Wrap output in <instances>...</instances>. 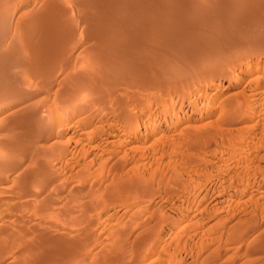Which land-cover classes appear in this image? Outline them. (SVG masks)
<instances>
[{"label":"rangeland","instance_id":"rangeland-1","mask_svg":"<svg viewBox=\"0 0 264 264\" xmlns=\"http://www.w3.org/2000/svg\"><path fill=\"white\" fill-rule=\"evenodd\" d=\"M99 1L0 0V264H264V0Z\"/></svg>","mask_w":264,"mask_h":264},{"label":"bare ground","instance_id":"bare-ground-1","mask_svg":"<svg viewBox=\"0 0 264 264\" xmlns=\"http://www.w3.org/2000/svg\"><path fill=\"white\" fill-rule=\"evenodd\" d=\"M76 1H77V0H76ZM86 1H87V0H86ZM86 1H83V0L81 1V0H80L81 5H82V6H84V5L86 6V5H88V3H87ZM100 1H101V0H100ZM100 1H99V2H100ZM102 1H103V0H102ZM115 1H116V0H115ZM125 1H126V0H125ZM127 1H128V0H127ZM156 1H157V0H156ZM158 1H159V0H158ZM57 2H58V1H57ZM78 2H79V0H78ZM80 2H79V4H80ZM85 2H86V4H83V3H85ZM99 2H98V3H99ZM103 2H104V1H103ZM151 2H154V0L151 1ZM184 2H185V1H184ZM224 2H225V1H224ZM226 2H228V0H227ZM226 2H225V3H226ZM109 3H111V2L109 1ZM128 3H129V2H128ZM199 3H200V2H199ZM199 3H198V4H199ZM218 3H219V2H218ZM230 3H231V1H230ZM100 4H102V2L99 3V5H100ZM188 4H189V3H188ZM198 4H197V5H198ZM219 4H220V3H219ZM104 5H105V3H104ZM186 5H187V4H186ZM193 5H194V4H193ZM208 5H209V4H208ZM222 5H223V4H222ZM225 5H226V4H225ZM225 5H224V6H225ZM85 6H84V7H85ZM89 6H92V5L89 4ZM89 6H88V7H89ZM93 6H94V5H93ZM100 6H101V5H100ZM108 6H110V5H108ZM108 6H107V7H108ZM151 6H152V4H151ZM182 6H183V5H182ZM184 6H185V5H184ZM242 6H243V5H242ZM86 7H87V6H86ZM88 7H87V8H88ZM110 7H111V6H110ZM112 7H113V6H112ZM87 8H86V9H87ZM103 8H104V7H103ZM105 8H106V7H105ZM105 8H104V9H105ZM117 8H118V7H117ZM124 8H125V7H124ZM183 8H185V7H183ZM192 8H193V7H192ZM199 8H200V7H199ZM205 8H206V7H205ZM216 8H217V7H216ZM232 8H233V7H232ZM84 9H85V8H84ZM90 9H91V8H90ZM90 9H89V10H90ZM96 9H98V8H96ZM99 9H100V8H99ZM112 9H113V8H112ZM160 9H162V11H165V10H163V9H166L165 5H163V3H161V2H155L154 5L152 6L151 11L147 10V11H145L144 13H142V15L144 14L145 17H146V16H149V15L154 16V15H153V14H154L153 11L156 12V11H158V10H160ZM168 9H169V8H168ZM187 9H188V8H187ZM193 9H194V8H193ZM210 9H211V8H210ZM218 9H219V8H218ZM221 9H222V8H221ZM223 9H224V8H223ZM82 10H83V8H82ZM102 10H103V9H102ZM106 10H107V8H106ZM106 10H105V11H106ZM109 10H110V9H109ZM113 10H114V9H113ZM113 10H112V11H113ZM173 10H174V9H173ZM189 10H190V9H189ZM191 10H192V9H191ZM204 10H205V9H204ZM94 11H95V10H94ZM107 11H108V10H107ZM107 11H106V12H107ZM110 11H111V10H110ZM110 11H109V12H110ZM112 11H111V13H114L116 10H115L114 12H112ZM202 11H203V10H202ZM215 11H216V10H215ZM228 11H229V10H228ZM101 12H103V11H101ZM118 12H119V11H118ZM190 12H191V11H190ZM223 12H224V11H223ZM226 12H227V10H226ZM88 13H89V12H88ZM103 13H104V12H103ZM111 13H110V14H111ZM119 13H121V12H119ZM124 13L127 14L125 11H124ZM124 13H121V15H122V14L124 15ZM107 14H108V13H106V15H107ZM115 14H116V16L120 17L119 14L117 15V12H116ZM115 14H114V15H115ZM132 14H133V13H132ZM156 14H157V13H156ZM114 15H113V16H114ZM123 15H122V17H123ZM202 15H203V14H202ZM211 15H212V14H211ZM221 15H222V14H221ZM225 15H226V14H225ZM104 16H105V14H104ZM107 16H109V15H107ZM116 16H115V17H116ZM125 16H126V15H125ZM208 16H209V15H208ZM227 16H228V15H227ZM240 16H241V15H240ZM101 17H102V16H101ZM101 17H100V18H101ZM105 17H106V16H105ZM109 17H110V16H109ZM111 17H112V16H111ZM115 17H114V18H115ZM118 17H117V18H118ZM135 17H136V16H135ZM139 17H140V16H139ZM167 17H168V16H167ZM98 18H99V17H98ZM107 18H108V17H107ZM112 18H113V17H112ZM124 18H125V17H124ZM96 19H97V18H96ZM110 19H111V18H110ZM110 19H108V20H110ZM184 19H185V18H184ZM250 19H251V18H250ZM101 20H102V19H101ZM104 20H106V18L103 19L102 22H104ZM111 20H113V19H111ZM180 20H181V19H180ZM67 21H68V20H67ZM94 21H95V19H94ZM113 21H115V20H113ZM134 21H135V20H134ZM185 21H186V20H185ZM70 22H71V21H70ZM97 22H99V19H97ZM100 22H101V21H100ZM106 22H107V21H106ZM106 22H105L104 24H106ZM110 22H112V21H110ZM131 23H132V22H131ZM158 23H160V22H158ZM67 24H68V23H67ZM93 24L95 25V23H93ZM102 24H103V23H102ZM104 24H103V25H104ZM156 24H157V23H156ZM195 24H196V23H195ZM94 25H93V26H94ZM106 25H107V24H106ZM111 25H112V24H111ZM123 25H124V24H123ZM229 25H230V24H229ZM242 25H243V24H242ZM107 26H109V25H107ZM147 27H148V26H147ZM237 27H238V26H237ZM112 28H114V27L111 26V28H107V29H108V31H110V29L113 31L114 29H112ZM160 28H161V26H159V25H158V26H154V27L152 26V27L148 28L147 31H148V32H151V31H152V32H153V31L156 32V30H158V29H159L158 31H162V30H161L162 28H161V29H160ZM73 29H74V27H73ZM193 29H194V28H193ZM116 30H117V27H116V29H115L114 31H116ZM119 30H120V33H121V29H119ZM125 30H126V29H125ZM66 31H67V30H66ZM86 31H87V30H86ZM114 31H113V32H114ZM158 31H157V32H158ZM170 31H171V30H170ZM113 32H112V33H113ZM124 32H125V31H124ZM145 32H146V31H145ZM258 32H259V31H258ZM70 33H71V32H70ZM104 33H105V32H104ZM110 33H111V32H110ZM143 33H144V32H143ZM67 34H69V33H67ZM74 34H75V33H74ZM85 34H86V32H85ZM88 34H89V33H88ZM56 35H57V34H56ZM63 35L65 36L66 34H63ZM69 35H71V34H69ZM112 35H114V33H113ZM116 35L118 36V34H116ZM150 35H151V34H150ZM209 35H210V34H209ZM67 36H68V35H67ZM90 36H91V35H90ZM109 36H110V35H109ZM58 37H59V36H58ZM66 38H67V37H66ZM73 38H74V37H73ZM88 38H89V37H88ZM153 38H154V37H153ZM31 39H32V38H31ZM146 40H147V39H146ZM188 40H189V39H188ZM34 41H35V40H34ZM64 42H65V41H64ZM107 43H108V41H107ZM119 44H120V43H119ZM109 48L112 49V47H109ZM107 49H108V47H107ZM24 50H25V49H24ZM105 51H107V50H105ZM105 51H104V52H105ZM223 51H224V50H223ZM34 52H35V51H34ZM101 52H102V51H101ZM175 52H176V51H175ZM23 53H24V51H23ZM34 55H35V54H34ZM22 56H23V55H22ZM40 56H41V55H40ZM240 56H241V55H240ZM112 57H113V55H112ZM117 57H118V56H117ZM194 57H195V56H194ZM101 58H102V59H100V62H101V60H103L104 56L101 57ZM106 58H107V57H105V59H106ZM105 59H104V60H105ZM22 60H23V59H22ZM117 60H118V59H117ZM111 61H112V60H111ZM111 61H110V62H111ZM113 61H114V59H113ZM139 61H140V60H139ZM115 62L118 63L117 61H115ZM115 62H114V63H115ZM170 62H171V61H170ZM38 63H39V62H38ZM107 63H109V58H108V62H107ZM107 63H106V64H107ZM127 63H128V62H127ZM130 63H131V62H130ZM175 63H176V62H175ZM206 63H207V62H206ZM102 64H103V61L100 63V65L98 64L99 66H98V65H97V66L100 67ZM111 64H112V63H111ZM111 64H110V65H111ZM121 64H122V63H121ZM158 64H159V63H158ZM108 65H109V64H108ZM112 65L115 66V64H112ZM112 65H111V66H112ZM117 65H118V64H117ZM138 65H139V64H138ZM103 66H104V65H102V67H103ZM105 66H106V65H105ZM105 66H104V67H105ZM128 66H129V65H128ZM132 66H133V65H132ZM146 66H147V65H146ZM102 67H101V68H102ZM107 67H109V66H107ZM112 67H113V66H112ZM117 67H118V66H117ZM121 67H122V66H120V69H121ZM43 68H44V67H43ZM142 68H143V67H142ZM111 69L114 70V68H111ZM99 70H101V69H99ZM99 70H98V71H99ZM107 70H108V69H107ZM131 70H132V69H131ZM119 72H120V71H119ZM119 72H118V73H119ZM96 73H97V72H96ZM109 73H110V72H109ZM113 73H114V72H113ZM115 73H116V72H115ZM124 74H125V73H124ZM98 75H99V74H98ZM113 75H115V74H113ZM117 75H118V74H117ZM117 75H116V76H117ZM118 76H121V72H120V74H119ZM86 77H87V76H86ZM123 77H124V76H123ZM128 77H129V76H128ZM97 78H98V77H97ZM103 78H104V77H103ZM103 78H102V80H103ZM107 78H108V77H107ZM126 78H127V77H126ZM14 79H15V78H14ZM87 79H88V78H87ZM93 80H95V79H93ZM98 80H99V78H98ZM130 80H131V79H130ZM143 80H144V79H143ZM88 81H89V83H90V82H91V79L88 80ZM96 81H97V80H96ZM112 81H113V80H112ZM123 81H124V80H123ZM145 81H146V80H145ZM85 82H86V81H85ZM98 82H99V81H98ZM98 82L95 83V81H94V82H93L94 84L92 83V84H93V87H92V88H91V86L89 85V86H90V88H89L90 90L88 91L89 93H87V95H90L91 93H95V94H97V95H98V94L100 95L101 92L103 93V91H101V89H100V86H101L102 84L99 85V84H97ZM101 83H102V82H101ZM103 83H104V82H103ZM92 84H91V85H92ZM111 84H112V83H111ZM133 84H134V83H133ZM170 84H171V83H170ZM84 85H85V84H84ZM87 85H88V84H87ZM102 86H103V85H102ZM116 86H117V85H116ZM101 88H102V87H101ZM17 90H18V89H17ZM103 90H104V89H103ZM110 90H111V89H110ZM108 91H109V90H108ZM116 91H117V90H116ZM104 93H105V92H104ZM109 93H110V92H109ZM95 94H94V95H95ZM99 95H98V97L101 96V95H100V96H99ZM82 96H83V95H82ZM92 96H93V95H92ZM95 96H96V95H95ZM104 96H105V95H103V97H104ZM84 97H86V96H84ZM90 97H91V96H90ZM81 99H82V98H81ZM81 99H79V100H81ZM83 99H85V98H83ZM87 99H88V97H87ZM95 99H96V98H95ZM98 99H99V98H98ZM98 99L95 100V101H98ZM100 99H101V98H100ZM85 100H86V99H85ZM81 101H82V100H81ZM88 101H89V100H88ZM101 101H102V100H101ZM90 102H92V101H90ZM85 103H86V102H85ZM99 103H102V102H99ZM99 103H98V104H99ZM94 104H95V103H94ZM102 104H103V103H102ZM102 104H101V105H102ZM99 105H100V104H99ZM239 105H240V104H239ZM84 106H85V105H84ZM96 106H97V105H96ZM103 106H104V105H103ZM109 106H110V105H109ZM236 107H237V106H236ZM123 110H124V109H123ZM226 110H227L228 112L225 111V113L227 112V114H228L229 111H230V113H234V111L237 110V109L232 110L233 112H231V110H228V109H226ZM239 111H241V110H239ZM239 111H238V112H239ZM225 113H224V114H225ZM228 115H229V114H228ZM127 116H128V115H127ZM200 120H201V119H200ZM130 122L132 123V120H131ZM127 123H128V122H127ZM217 123H218V122H217ZM218 124H219V123H218ZM133 125H135V124H133ZM127 126H128V125H127ZM207 126H208V125H207ZM216 126H217V124H216ZM128 127H129V126H128ZM128 127H127V128H128ZM214 127H215V126H214ZM33 130H34V129H33ZM131 131H132V130H131ZM138 131H139V130H138ZM136 133H137V132H136ZM135 135H136V134H135ZM193 140H194V139H193ZM12 158H13V157H12Z\"/></svg>","mask_w":264,"mask_h":264}]
</instances>
